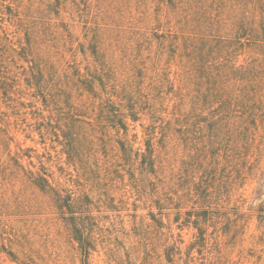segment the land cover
<instances>
[{"label":"rangeland","instance_id":"1","mask_svg":"<svg viewBox=\"0 0 264 264\" xmlns=\"http://www.w3.org/2000/svg\"><path fill=\"white\" fill-rule=\"evenodd\" d=\"M20 4L18 23L5 21L11 64L34 69L41 90L55 95L47 101L56 104L59 137L44 146L21 130L10 145L25 151L23 167L49 174L51 194L0 147V264H22L26 255L30 264H82L66 219L73 211L109 241L98 239L88 264H112L107 246L126 264L149 255L170 264L173 250L174 264H264V73L255 80L244 73L249 54L236 50L229 14L217 27V0L190 9L185 0ZM39 107L23 99L16 116L33 122ZM174 130L201 139L194 162L174 134L155 171L139 169L148 144L157 148L160 133ZM200 172L205 183L212 174L210 201L220 200L228 218L223 231L217 220L201 233L193 227Z\"/></svg>","mask_w":264,"mask_h":264},{"label":"trees","instance_id":"2","mask_svg":"<svg viewBox=\"0 0 264 264\" xmlns=\"http://www.w3.org/2000/svg\"><path fill=\"white\" fill-rule=\"evenodd\" d=\"M198 1L199 0H185L189 9L195 8ZM230 1L231 9H228L226 8L227 0H217V27L220 28L223 25L225 15L229 14V16L232 17V25L237 34L235 48L236 50L244 49L249 54L244 73H246L250 79H258L260 77L259 74L264 73V67H262L264 62V0ZM20 2L21 0H4L0 3V147L4 148L11 166L20 169L23 175L28 177L31 183L38 189L51 194L54 191L53 189L55 186L49 181V174L41 169L39 171H33L31 168L23 167V165L20 164V159L24 156L25 151L20 149L19 153H12L10 146L15 141V134L21 130L37 133L42 140L40 144H43L44 146H49L46 140L53 141V136L55 135L57 138L59 137L57 133L55 134V128L53 124H51L56 110V104L54 103V100L47 101L48 98H55V95L41 90L42 86L35 82L36 72L34 69H22L20 71L18 69L14 70V67H12L11 64V55H13L16 50L12 47L13 42L9 39V34L5 28V21H8L12 26L15 25V23H18V18L21 13L17 10V7L21 5ZM240 19L242 22L244 20V22L242 23ZM15 27L20 30L19 26ZM24 31L26 32L27 30L24 29ZM240 35H244V42H239ZM186 44L187 42L184 41L182 46ZM178 47L180 48V46H177V48ZM23 99H34L42 105V108H34V110H32L33 112L31 111L32 116L30 118L33 122H21L22 119L20 120L19 116H16L17 112H19V107L22 106ZM45 113H48V115H45ZM174 134H177V137L183 141L185 146L191 151L189 158L194 162L198 153L201 152L199 151L201 141L199 136L192 135L188 137L180 130L164 131L160 133L161 141L159 142V145H157V148L150 143L148 144V155H144L138 168L148 173L155 171L153 169L157 165L156 163H161L167 149L173 145L172 140ZM152 137H154V135L148 133V139L151 140ZM187 142H189V144H187ZM208 143L210 144L212 141L208 140ZM194 175L196 177V173H194ZM202 175L203 172H200L201 177L193 183L194 199L192 202L196 204V209L193 210L191 214L192 217H196L192 221L193 227L201 233L203 225L205 226L210 220H217V226L223 231V229H221L223 225L221 221L228 218L219 212L221 204L220 200H216L215 203L210 201L212 197L211 193L214 194V192H212V174L207 183L204 182L206 178L205 175ZM220 190H222V185L217 187V194L215 192L214 196L217 195L220 197ZM168 194H171V192H167V195ZM197 205H200V207ZM70 206L71 205L68 204V210L71 209ZM76 212H70V215L66 219L67 222L68 220L72 222L70 225L71 229L69 230L72 239L78 243L82 260L81 262L82 264H88L87 257H89L90 251L93 250V245H97L96 243L98 239H101L99 241L104 245H108L109 241L106 237L102 240L101 235L97 232L98 230H95L89 223L90 217L85 216L84 213L83 215H74ZM218 212L220 215L216 217ZM153 219H155V216ZM188 219H191L190 216ZM202 239L204 241V238ZM194 244L198 245V241ZM107 247H105V251L110 255L112 264H126L125 259L122 260L120 256H117L114 253L115 250ZM175 252V250H173V252H167L165 258L168 263L174 264V256L177 255ZM26 258L27 255L22 257V264H30L29 262L32 261L27 260ZM149 259L151 261L154 260L155 264L157 261L158 263L163 264L160 256L156 255H149L148 258L146 256L142 257L139 264L153 263Z\"/></svg>","mask_w":264,"mask_h":264}]
</instances>
